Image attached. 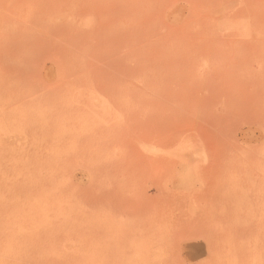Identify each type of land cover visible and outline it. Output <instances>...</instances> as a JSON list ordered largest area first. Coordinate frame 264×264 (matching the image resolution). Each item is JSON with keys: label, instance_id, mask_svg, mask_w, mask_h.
<instances>
[{"label": "rangeland", "instance_id": "374dc122", "mask_svg": "<svg viewBox=\"0 0 264 264\" xmlns=\"http://www.w3.org/2000/svg\"><path fill=\"white\" fill-rule=\"evenodd\" d=\"M96 1L0 0V264H264V0Z\"/></svg>", "mask_w": 264, "mask_h": 264}, {"label": "bare ground", "instance_id": "6f19581e", "mask_svg": "<svg viewBox=\"0 0 264 264\" xmlns=\"http://www.w3.org/2000/svg\"><path fill=\"white\" fill-rule=\"evenodd\" d=\"M62 1H63V0H62ZM73 1H74V0H73ZM75 1H76V0H75ZM91 1H92V0H91ZM98 1H99V0H97L96 2H98ZM103 1H104V0H103ZM41 2H42V1H41ZM54 2H55V1H54ZM196 2H197V1H196ZM69 3H70V1H69ZM73 3H74V2H73ZM76 3H77V2H76ZM85 3H86V2H85ZM91 3H92V2H91ZM103 3H104V2H103ZM31 4H32V3H31ZM65 4H66V3H65ZM71 4H72V3H71ZM89 4H90V3H89ZM94 4H96V3H94ZM98 4H99V3H97L96 5H98ZM129 4H130V3H129ZM26 5H27V4H26ZM86 5H87V4H86ZM96 5H94V6H96ZM99 5H101V4H99ZM9 6H10V5H9ZM59 6H60V5H59ZM59 6H58V7H59ZM91 6L93 7L92 4H91ZM104 6H105V5H104ZM104 6H103V7H104ZM110 6H111V5H110ZM128 6H129V5H128ZM26 7H27V6H26ZM37 7H38V6H37ZM40 7H42V6H40ZM49 7H50V6H49ZM103 7H102V8H103ZM125 7H126V5H125ZM71 8H72V7H71ZM88 8H89V7H88ZM90 8H91V7H90ZM90 8H89V9H90ZM111 8H112V7H111ZM128 8H129V7H128ZM21 9H22V8H21ZM47 9H48V6H47ZM123 9H124V8H123ZM17 10H18V9H17ZM54 10H55V9H54ZM68 10H69V9H68ZM87 10H88V9H87ZM102 10H103V9H102ZM45 11H46V10H45ZM100 11H101V10H100ZM129 11H130V10H129ZM29 12H30V11H29ZM53 12H54V11H53ZM92 12H93V11H92ZM109 12H110V11H108V13H109ZM115 12H116V11H115ZM123 12H124V11H123ZM172 12H173V11H172ZM25 13H26V12H25ZM38 13H39V12H38ZM42 13H43V12H42ZM47 13H48V12H47ZM55 13H56V11H55ZM117 13H122V12H117ZM126 13H127V12H126ZM21 14H22V13H21ZM73 14H74V13H73ZM73 14H71V15H73ZM88 14H91V13H88ZM106 14H107V13H106ZM114 14H115V13H114ZM14 15H15V14H14ZM29 15H31V14L29 13ZM39 15H40V14H39ZM51 15H52V14H51ZM91 15H92V14H91ZM107 15H108V14H107ZM107 15H106V16H107ZM45 16H46V15H45ZM68 16H69V15H68ZM99 16H100V15H99ZM116 16H119V14H117ZM116 16H115V18H116ZM120 16L122 17V15H120ZM120 16H119V18H121ZM18 17H19V16H18ZM31 17H32V16H31ZM38 17H39V16H38ZM45 18H46V17H45ZM94 18H97V17H94ZM113 18H114V16H113ZM115 18H114V19H115ZM10 19H12V18H10ZM23 19H24V18H23ZM114 19H113V20H114ZM122 19H123V18H122ZM122 19H119V20H122ZM119 20H118V21H119ZM123 20H124V19H123ZM2 21H3V19H2ZM91 21H92V20H91ZM116 21H117V19L115 20V22H116ZM33 22H34V19H33ZM68 22H69V20H68ZM92 22H93V21H92ZM125 22L127 23V21H125ZM36 23H37V22H36ZM42 23H43V22H42ZM47 23H48V22H47ZM128 23H129V22H128ZM98 24H99V23H98ZM98 24H97L96 26H98ZM111 24L114 25V23H111ZM117 24H118V23H117ZM129 24H130V23H129ZM88 25H91V23L88 24ZM92 25H94V24H92ZM113 25H112V26H113ZM23 26H24V25H23ZM25 26H26V25H25ZM70 26H71V25H70ZM107 26H109V28H110V23H109V24L107 23ZM112 26H111V27H112ZM114 26H115V25H114ZM118 26H120V25H118ZM118 26H117V27H118ZM38 27H39V26H38ZM46 27H47V26H46ZM48 27H49V26H48ZM101 27H103V26H101ZM104 27H105V29H106V26H104ZM64 28H65V27H64ZM68 28H69V27H68ZM72 28H73V27H72ZM74 28H75V27H74ZM96 28H97V27H96ZM120 28H121V27H120ZM123 28H125V26H124ZM48 29H50V28H48ZM66 29H67V28H66ZM91 29H92V28H91ZM105 29H104V30H105ZM125 29H127V30L129 29L128 25L126 26ZM125 29H124V30H125ZM24 30H26V29H24ZM99 30H100V29H99ZM99 30L97 29V31H99ZM101 30H102V28H101ZM104 30H103V31H104ZM107 30H110V31H111L112 29H107ZM118 30H119V28H118ZM103 31H102V32H103ZM112 31H113V30H112ZM114 31H115V30H114ZM30 32H31V31H30ZM21 33H22V32H21ZM35 33H36V32H35ZM104 33H105V32H104ZM104 33H103V34H104ZM99 34H100V32H99ZM115 35H116V34H115ZM115 37H116V36H115ZM124 37H125V36H124ZM35 38H36V37H35ZM22 39H23V38H22ZM25 39H26V38H25ZM109 39H110V38H109ZM58 40H59V39H58ZM112 40H113V39H112ZM123 40H124V39H123ZM125 40H126V39H125ZM72 41H73V40H72ZM67 42H68V41H67ZM70 42H71V41H70ZM123 42H124V41H123ZM127 42H128V40H127ZM77 43H78V42H77ZM107 43H108V42H107ZM111 43H112V42H111ZM111 43H110V44H111ZM125 43H126V42H125ZM108 44H109V43H108ZM127 44H128V43H127ZM66 45H67V44H66ZM60 47H61V46H60ZM91 48H92V47L90 46V50H91ZM110 48H111V47H110ZM73 49H74V48H73ZM69 53H70V51H69ZM81 54H82V53H81ZM81 54H80V55H81ZM74 55H75V54H74ZM74 55H72V56H74ZM78 55H79V54H78ZM80 55H79V56H80ZM125 55H126V54H125ZM125 55H124V56H125ZM65 56H66V55H65ZM72 56H71V58H72ZM81 56H82V55H81ZM62 57H63V56H62ZM77 57H78V56H77ZM77 57H74L73 59L77 60V59H76ZM63 58H64V57H63ZM78 60H79V58H78ZM80 60H82V59L80 58ZM80 60H79V61H80ZM146 60H147V58L145 59V61H146ZM72 61H73V60H72ZM149 61H151V59H150V60L148 59V61H146V62H144V61L142 60L141 62H143V65H144V64H146V63L149 62ZM152 61L154 62V61H156V60H152ZM152 61H151V64H150V65H147L148 67H149V66L152 67V66H155V65L157 64L156 62H154V63H156V64L152 65ZM67 62H68V61H67ZM76 62H78V61H74L73 63L77 64ZM81 62H82V61H81ZM80 64H81V63H80ZM80 64H79V67H82L81 65H83V64H81V65H80ZM148 64H149V63H148ZM77 65H78V64H77ZM141 65H142V63H141ZM143 65H142V68H143ZM73 66H74V65H73ZM73 66H72V67H73ZM85 66H86V65H85ZM126 66H127V65H126ZM147 66H146V65L144 66V67H146V69H145L146 71H147V69H148ZM79 67H78V68H79ZM129 69H130V68H129ZM77 70H78V69H77ZM92 70H93V69H92ZM155 70L158 71L157 69H155ZM94 71H96V69H94ZM127 71H128V70H127ZM146 71H145V72H146ZM75 72H76V70H75ZM143 72H144V69H143ZM145 72H144V73H141V75H142V74L145 75ZM94 73H96V72H94ZM146 73H147V76H149L150 78L153 79L152 81H154V80H157V81L160 80V79H156V78H157L156 76L158 75V77H159V75H160L159 72H156V73H155V72H153L152 70L149 71V69H148V71H147ZM158 73H159V74H158ZM76 74H77V73H76ZM87 74H88V73H86V75H87ZM92 75H93V74H92ZM145 76H146V75H145ZM93 77H96V76H93ZM87 78H88V77H87ZM144 78H145V77H144ZM145 79L147 80V82H149L147 78H145ZM98 80H99V78H98ZM109 80H110V79H109ZM146 80H144L143 82H145ZM88 81H89V80H88ZM114 81H116V80H114ZM77 82H78V81H77ZM94 82H96V81H94ZM94 82H93V83H94ZM117 82H118V81H117ZM75 83H76V82H75ZM93 83H92V84H93ZM83 84H84V83H83ZM87 84H88V82H87ZM107 84H108V82H107ZM107 84H105V85H107ZM110 84H111V83H110ZM148 84H149V83H148ZM157 84H158V83H157ZM111 85H112V84H111ZM76 86H77V85H75V87H76ZM78 86H80V85H78ZM93 86H94V85H93ZM144 86H146V85H144ZM150 86H151V85H150ZM153 86H155V85H153ZM86 87H87V86H86ZM106 87H107V86H106ZM108 87H109V85H108ZM122 87H123V86H122V83L119 82L118 84H116V88L123 89ZM146 87H147V86H146ZM60 88H61V87H60ZM94 88H95V86H94ZM94 88H93V89H94ZM116 88H115V89H116ZM65 89H66V88H65ZM91 89H92V87H91ZM103 89H104V88H103ZM150 89H152V88H150ZM71 90H72V89H71ZM78 90H80V89H78ZM124 90H125V89H124ZM61 91H62V90H61ZM149 91H150V90H149ZM62 92H63V91H62ZM116 92H117V91H116ZM144 92H146V91H144ZM117 93H118V92H117ZM127 93L129 94V92H127ZM78 94H79V93H78ZM113 94H114V93H113ZM118 94H119V93H118ZM132 94H133V93H132ZM132 94H130V95H132ZM134 94H135V93H134ZM139 94H140V92H139ZM141 94H142V93H141ZM141 94H140V95H141ZM54 95H55V94H54ZM70 95H71V94H70ZM124 95H125V94H124ZM135 95H136V94H135ZM151 95H152V94H151ZM151 95H149V96H151ZM57 96H58V95H57ZM119 96H120V95H119ZM137 96H138V94H137ZM83 97H84V96H83ZM127 97H128V96H127ZM56 98H58V97H56ZM56 98H55V99H56ZM60 98H61V97H60ZM62 98H65V97L62 96ZM134 98H135V97H134ZM67 99H69V97H68ZM132 99H133V98H132ZM135 99H136V98H135ZM122 100H123V99H122ZM136 100H137V99H136ZM34 101H35V100H34ZM87 101H88V100H87ZM111 101H112V103H113V100H111ZM127 101H128V100H127ZM48 102H49V101H48ZM52 102H53V101H52ZM61 102H62V101H61ZM61 102H59V103H61ZM116 102H117V101H116ZM120 102H121V101H120ZM64 103H65V102H64ZM76 103H77V102H76ZM122 103H123V102H122ZM24 104H25V103H24ZM48 104H49V103H48ZM57 104H58V103H57ZM120 104H121V103H120ZM31 105H32V104H31ZM67 105H68V104H67ZM32 106H33V105H32ZM62 107H63V106H62ZM70 107H71V106H70ZM116 107H117V106H116ZM27 108H28V107H27ZM54 108H55V107H54ZM63 108H64V107H63ZM34 109H35V108H34ZM58 109H59V108H58ZM77 109H78V108H77ZM31 110H32V109H31ZM72 110H73V108H72ZM39 111H40V110H39ZM61 111H62V110H61ZM31 112H32V111H31ZM37 112H38V111H37ZM59 112H60V111H59ZM126 112H127V110H126ZM75 113H76V112H75ZM36 114H37V113H36ZM38 114H39V113H38ZM62 115H63V114H62ZM63 116H64V115H63ZM115 116H116V115H115ZM37 117H38V116H37ZM56 117H57V116H56ZM79 117H80V116H79ZM104 117H105V115H104ZM30 118H31V117H30ZM101 118H102V117H101ZM67 119H68V118H67ZM76 119H77V118H76ZM107 119H108V117L106 118V120H107ZM112 119H113V118H112ZM39 120H40V119H39ZM55 120H56V119H55ZM60 120H61V118H60ZM104 120H105V119H104ZM75 121H76V120H75ZM109 121H110V120H109ZM109 121H108V122H109ZM72 122H73V121H72ZM98 123H99V122H98ZM117 124H118V123H117ZM59 125H60V124H59ZM104 126H106V125H104ZM40 127H41V126H40ZM71 127H72V126H71ZM76 128H77V127H76ZM118 128H119V127H118ZM114 129H115V128H114ZM121 129H122V128H121ZM119 132H121V131H119ZM122 132H123V131H122ZM67 136H68V135H67ZM82 136H83V135H82ZM126 136H127V135H126ZM41 137H42V136H41ZM56 137H57V136H56ZM117 137H118V136H117ZM57 140H58V139H57ZM88 141H89V140H88ZM88 143H89V142H88ZM262 147H263V145H262ZM58 149H59V148H58ZM260 149L262 150L261 147H260ZM260 149H259V150H260ZM52 150H53V149H52ZM91 150H92V149H91ZM58 151H59V150H58ZM98 151H99V149H98ZM51 152H52V151H51ZM59 152H60V151H59ZM107 152H108V151H107ZM34 153H35V152H34ZM100 153H101V152H100ZM53 154H54V153H53ZM101 154H102V153H101ZM261 154H262V153H261ZM263 154H264V152H263ZM89 155H90V154H89ZM98 155H99V153H98ZM31 156H32V155H31ZM86 156H87V155H86ZM94 156H96V155H94ZM27 157H29V156H27ZM97 157H98V156H97ZM107 157H108V156H107ZM107 157H106V158H107ZM99 158H100V157H99ZM107 159H108V158H107ZM99 160H100V159H99ZM99 160H98V161H99ZM27 161H28V160H27ZM58 161H59V160H58ZM259 161L261 162V160H259ZM262 161H263V160H262ZM32 162H34V161H32ZM87 162H88V161H87ZM256 162H258V161H256ZM260 162H258V163H260ZM12 163H13V162H12ZM250 163H251V162H250ZM258 163H256L257 166L259 165ZM261 163H262V162H261ZM263 163H264V162H263ZM263 163H262V164H263ZM256 164H255V167H256L257 169H258V167H261V168H259V169H261V170L264 171V169H263L264 167L262 168V166H261L262 164H260L258 167L256 166ZM13 165H14V164H13ZM32 165H33V164H32ZM230 165L232 166L231 163H230ZM230 165H228L227 167H229ZM235 165H236V164H235ZM250 165H251V164H250ZM263 165H264V164H263ZM53 166H54V165H53ZM231 166H230V168H231ZM236 166H237V165H236ZM238 166H239V164H238ZM252 166H254V165L252 164ZM27 167H29V165H27ZM27 167H26V168H27ZM38 167H39V166H38ZM42 167H43V166H42ZM44 167H45V166H44ZM51 167H52V166H51ZM240 167H241V164H240ZM242 168H243V167H242ZM246 168H247V167H246ZM36 169H37V168H36ZM233 169H235V167H234ZM237 169H238V168H237ZM244 169H245V167L243 168V170H244ZM249 169H253V170H254L255 168H251V167L249 166ZM257 169H256V170H257ZM19 170H20V169H19ZM225 170H226V169H225ZM230 170H231V169H229V171H227V170H226V171H227V172H230ZM30 171H31V170H30ZM37 171H38V170H36V172H37ZM251 171H252V170H251ZM232 172H233V171H232ZM240 172H241V171H240ZM240 172H238V176H239V174H241ZM245 172H246V171H245ZM245 172H244V173H245ZM247 172H248V171H247ZM253 172H254V171H253ZM258 172H260V171L258 170ZM23 173H24V172H23ZM29 173H30V172H29ZM33 173H34V172H33ZM33 173H32V174H33ZM234 173H237V170H236V172H234ZM234 173H232V174L234 175ZM244 173H242V174L244 175ZM262 173H264V172L261 171L260 174H262ZM21 174H22V173H21ZM224 174H225V172H224ZM230 175H231V172H230ZM246 175H247V173H246ZM263 175H264V174H263ZM263 175H262V176H263ZM31 176H32V175H31ZM33 176H34V175H33ZM226 177H227V176H226ZM231 177L233 178L232 175H231ZM243 177H244V176H243ZM245 177H246V176H245ZM249 177H250V176H249ZM228 178H229V177H228ZM234 178H235V177H234ZM234 178H233V179H234ZM238 178H242V175H241V177H238ZM243 179H244V178H243ZM247 179H248V178H247ZM247 179H246V180H247ZM252 179H253V178L251 177V179H250V180H251V183L253 182ZM223 180L225 181V178H224ZM227 180H228V179H227ZM227 180H226V182H227ZM248 180H249V179H248ZM257 180H258V179H257ZM220 181H221V180H220ZM228 181H229V180H228ZM234 181H235V180H234ZM236 181H237V180H236ZM241 181H242V180H241ZM244 181H245V179H244ZM226 182H225V183H226ZM239 182H240V181H239ZM245 182H247V181H245ZM118 183H119V182H118ZM253 183H254V182H253ZM230 184H232V182H231ZM235 184H236V182H235ZM239 184H243V183L241 182V183H239ZM239 184H238V185H239ZM246 184H249V188H251V187H250V186H251L250 183H246ZM223 185H224V184H223ZM238 185H235V186H237V188L239 189V186H238ZM232 186H233V185H232ZM252 186H253V185H252ZM219 187H221V186H219ZM219 187H218V188H219ZM223 187H224V186H223ZM226 187H227V186H226ZM241 187H244V186L242 185ZM254 187L256 188V187H259V186H258V185H255ZM224 188H225V187H224ZM224 188H223V189H224ZM228 188H231V185H230ZM249 188H248V189H249ZM255 188H254V190H257V188H256V189H255ZM260 188H262V187H259V189H260ZM219 189H221V188H219ZM231 189H233V190H232L233 192L231 191L230 193H231V194L233 193V194H232V196H233V195H234V187L231 188ZM238 189H236V190L238 191ZM259 189H258V190H259ZM229 190H230V189H229ZM229 190H228V191H229ZM251 190H252V189H251ZM258 190H257V191H258ZM221 191H223V190H221ZM228 191H227V192H228ZM237 191H236V192H237ZM248 191H249V190H248ZM252 191H253V190H252ZM252 191H250V192H252ZM257 191H253V192H257ZM216 192H217V191H216ZM223 192H224V191H223ZM227 192H226V193L224 192V193H225V194H228ZM236 192H235V194H236ZM241 192H242V188H241ZM241 192H240V193H241ZM260 192H261V191H260ZM221 193H222V192H221ZM238 193H239V192H238ZM243 193H244V192H243ZM243 193H242V194H243ZM245 193H246V192H245ZM213 194H214V193H213ZM217 194H218V193H217ZM242 194H240V196H241ZM253 194H254V193H253ZM253 194H252V195H253ZM8 195H9V193H8ZM222 195H223V193H222ZM247 195H249V192H247V193L245 194V196H246V197H249V199H251L252 196L250 197V196H247ZM260 195H261V194H260ZM0 196H1V195H0ZM219 196H220V195H219ZM237 196H238V195H237ZM245 196H244V197H245ZM7 197H8V196H7ZM7 197H6V200H7ZM230 197H231V196H230ZM230 197H228V200H229ZM233 197H236V196H233ZM233 197H232V198H233ZM244 197H243V198H244ZM246 197H245V198H246ZM9 198H10V197H9ZM14 198H15V197H14ZM217 198H218V197H217ZM219 198L222 199V196L219 197ZM226 199H227V198H226ZM233 199H234V198H233ZM237 199H239V198L237 197L236 200H237ZM249 199H248V200H249ZM259 199H260V196H259ZM8 200H9V199H8ZM10 200H12V199H10ZM14 200H15V199H14ZM16 200H17V199H16ZM16 200H15V201H16ZM223 200H224V199H223ZM223 200H222V202H223ZM236 200H235V201H236ZM241 200H242V198H241ZM244 200H245V199H244ZM252 200L255 201V199H252ZM260 200H262V199H260ZM32 201H33V200H32ZM230 201H231V200H230ZM230 201H228V202L230 203ZM242 201H243V200H242ZM242 201H239V202H241V204H242ZM246 201H247V198H246ZM6 202H10V201H6ZM220 202H221V200H220ZM226 202H227V201H226ZM243 202H245V201H243ZM233 203H234V202H233ZM245 203H246V202H245ZM249 203H251V202H249ZM7 204H8V203H7ZM7 204H6V205H7ZM24 204H25V203H24ZM31 204H32V203H31ZM211 204H212V203H211ZM224 204H226V203H224ZM235 204H236V202H235ZM235 204H234V205H235ZM239 204H240V203H239ZM241 204H240V205H241ZM242 205H244V204H242ZM245 205H246V204H245ZM252 205H253V203H252ZM252 205H251V206H252ZM10 206H11V205H10ZM12 206H13V205H12ZM12 206H11V207H12ZM29 206H30V205H29ZM211 206H212V205H211ZM229 206H230V205H229ZM229 206H227V207H229ZM235 206H237V205H235ZM238 206H239V205H238ZM259 206H260V205H259ZM263 206H264V205H263ZM11 207H10V208H11ZM221 207H223L222 204H221ZM231 207H232V206H231ZM233 207H234V206H233ZM209 208H210V207H209ZM212 208H213V207H212ZM238 208H239V207H238ZM243 208H245V207H243ZM246 208H248V206H246ZM251 208L253 209V207H251ZM11 209H12V208H11ZM14 209H15V208H14ZM19 209H20V208H19ZM226 209H227V208H226ZM226 209H225V210H226ZM236 209H237V208H236ZM241 209H242V208H241ZM252 209H251V210H252ZM32 210H33V208H32ZM231 210H232V209H231ZM234 210H235V209H234ZM234 210H233V211H234ZM254 210H255V208H254ZM11 211H12V210H11ZM22 211H23V210H22ZM107 211H108V209H107ZM207 211H208V210H207ZM211 211H212V210H211ZM222 211H223V210H222ZM243 211H245V210L243 209ZM247 211H248V210H247ZM247 211H246V212H247ZM23 212H24V211H23ZM23 212H22V214H23ZM248 212H249V211H248ZM251 212H252V211H251ZM253 212H254V211H253ZM101 213H102V212H101ZM103 213H104V211H103ZM105 213H106V212H105ZM152 213H153V212H152ZM207 213H208V212H207ZM227 213H229V212H227ZM233 213H234V212H233ZM9 214H10V213H9ZM16 214H17V213H16ZM83 214H84V213H83ZM107 214H108V213H107ZM209 214H210V212H209ZM211 214H212V213H211ZM229 214H230V213H229ZM235 214H236V211H235ZM244 214H245V213H243V215H244ZM145 215H146V213H145ZM150 215H151V214H150ZM227 215H228V214H227ZM237 215H238V213H237ZM240 215H241V214H240ZM0 216H1V215H0ZM11 216H12V214H11ZM15 216H16V215H15ZM82 216H84V215H82ZM82 216H80V217H82ZM97 216H98V215H97ZM147 216H148V215H147ZM229 216H230V215H229ZM229 216H228V218H229ZM9 217H10V216H9ZM12 217H13V216H12ZM98 217H99V216H98ZM104 217H105V215H104ZM219 217H220V216H219ZM226 217H227V216H226ZM232 217H233V215L230 216V218H232ZM258 217H259V216H258ZM258 217H256V218L258 219ZM261 217H262V216H261ZM16 218H17V217H16ZM87 218H88V217H87ZM96 218H97V217H96ZM230 218L228 219V220H229L228 222L231 221ZM235 218H236V217H234V219H235ZM10 219H12V218H10ZM88 219H89V218H88ZM100 219H101V218H100ZM100 219H99V220H100ZM110 219H111V217H110ZM110 219H109V220H110ZM147 219H148V218H147ZM152 219H154V217H153ZM209 219H210V218H209ZM224 219H225V217H224ZM234 219H232V221H233ZM260 219H262V218H260ZM2 220H3V219H2ZM4 220H5V219H4ZM12 220H13V219H12ZM22 220H23V218H22ZM31 220H32V219H31ZM99 220H98V221H99ZM105 220H106V219H105ZM107 220H108V219H107ZM92 221H93V220H92ZM153 221H155V220H153ZM153 221H152V222H153ZM219 221H221V220H218V222H219ZM232 221H231V222H232ZM87 222H88V221H87ZM100 222H101V221H100ZM158 222H159V221H158ZM225 222H227V220H225ZM228 222H227V224H228ZM231 222H230V223H231ZM248 222H249V221H248ZM16 223H17V222H16ZM37 223H38V222H37ZM141 223H142V222H141ZM144 223H145V222H144ZM144 223H143V224H144ZM154 223H155V222H154ZM159 223H160V222H159ZM263 223H264V222H263ZM31 224H33V223L31 222ZM40 224H41V223H40ZM227 224H226V226H227ZM260 224L262 225V223H259V224H257V225H260ZM8 225H9V224H8ZM11 225H12V224H11ZM16 225H17V224H16ZM18 225H19V224H18ZM217 225H218V224H217ZM220 225H222V224H220ZM261 225H260V227H261ZM29 226H30V225H29ZM40 226H41V225H40ZM49 226H50V225H49ZM117 226H118V224H117ZM117 226H115V227H117ZM140 226H141V225H140ZM249 226H250V224H249ZM7 227H8V226H7ZM14 227H15V226H14ZM44 227H45V226H44ZM151 227H152V226H151ZM154 227H155V226H154ZM222 227H223V226H222ZM263 227H264V226H263ZM33 228H34V227H33ZM46 228H47V227H46ZM56 228H57V227H56ZM117 228H118V227H117ZM126 228H127V227H126ZM146 228H147V227H146ZM235 228H236V227H235ZM245 228H246V227H245ZM36 229H37V228H36ZM248 229H249V228H248ZM260 229H261V228H260ZM260 229H258V230L260 231ZM47 230H48V229H47ZM235 230H237V229H235ZM253 230H254V228H253ZM262 230H263V229H261V232H262V234H263V231H262ZM32 231H33V230H32ZM56 231H57V230H56ZM111 231H112V230H111ZM50 232H51V231H50ZM113 232H114V231H113ZM45 233H46V232H45ZM119 233H120V232H119ZM238 233H239V232H238ZM244 233H245V232H244ZM254 233H256V232H254ZM254 233H253V235H251L252 233H250L249 235H251V237H252V236L255 235ZM12 234H13V233H12ZM16 234H17V233H16ZM18 234H19V232H18ZM49 234H50V233H49ZM14 235H15V234H14ZM143 235L146 236V234H143ZM214 235H215V234H214ZM237 235H238V234H237ZM237 235H236V236H237ZM242 235H243V234H242ZM263 235H264V234H263ZM255 236H256V235H255ZM140 237H141V236H140ZM142 237H143V236H142ZM155 237H156V236H155ZM233 237H234V236H233ZM243 237H244V236H243ZM249 237H250V236H249ZM51 238H52V237H51ZM137 238H138V237H137ZM209 238H210V237H209ZM230 238H231V237H230ZM122 239H123V238H122ZM248 239H249V238H248ZM253 239H254V238H253ZM255 239H256V237H255ZM135 240H136V239H135ZM145 240H146V239H145ZM145 240H144V241H145ZM148 240H149V238H148ZM209 240H211V238H210ZM51 241H53V240H51ZM137 241H138V240H137ZM223 241H224V240H223ZM226 241H227V240H226ZM256 241H257V240H256ZM54 242H55V241H54ZM145 242H146V241H145ZM148 242L150 243V241H148ZM27 243H28V242H27ZM52 243H53V242H52ZM210 243H212V242H210ZM240 243H241V242H240ZM249 243H251V240L249 241ZM252 243H253V241H252ZM257 243H258V242H257ZM260 243H261V242H260ZM260 243H258L257 245H259ZM263 243H264V239H263ZM10 244H11V243H10ZM23 244H24V243H23ZM37 244H38V243H37ZM37 244H35V245H37ZM212 244H213V243H212ZM212 244H211V245H212ZM227 244H228V242H227ZM131 245H132V244H131ZM141 245H142V244H141ZM143 245H144V244H143ZM257 245H256V247H257ZM215 246H216V245H215ZM237 246H238V245H237ZM261 246H262V245H261ZM0 247H1V246H0ZM2 247H3V246H2ZM21 247H22V246H21ZM34 247H35V246H34ZM134 247H135V246H134ZM155 247H156V246H155ZM240 247H241V245H240ZM240 247H239V248H240ZM245 247H246V246H245ZM263 247H264V246H262V248H263ZM4 248H5V247H4ZM6 248H7V246H6ZM6 248H5V249H6ZM10 248H12V247H10ZM22 248H23V247H22ZM25 248H26V247H25ZM36 248H37V246H36ZM36 248H35V249H36ZM92 248H93V247H92ZM257 248H258V247H257ZM42 249H43V248H42ZM128 249H129V248H128ZM133 249H134V248H133ZM246 249H248V248H246ZM249 249H250V247H249ZM15 250H16V249H15ZM19 250H21V249H19ZM27 250H28V249H27ZM77 250H78V249H77ZM148 250H149V249H148ZM213 250H214V249H213ZM0 251H1V250H0ZM36 251H37V250H36ZM39 251H40V250H39ZM233 251H234V250H233ZM25 252H26V251H25ZM26 253H27V252H26ZM26 253H25V254H26ZM211 253H212V252H211ZM213 253H214V252H213ZM232 253H233V252H232ZM224 254H225V253H224ZM229 255H230V254H229ZM221 256H222V255H221ZM221 256H220V257H221ZM235 256H236V255H235ZM14 257H15V256H14ZM16 257H17V256H16ZM231 257H232V254H231ZM3 258H4V257H3ZM18 260H19V259H18ZM239 261H240V260H239ZM5 262H6V261H5ZM20 262H21V261H20ZM22 262H23V261H22ZM152 262H153V261H152ZM221 262H222V261H221ZM223 262H224V261H223ZM17 263H18V262H17ZM240 263H241V262H239V263H237V264H240ZM223 264H224V263H223ZM225 264H226V262H225Z\"/></svg>", "mask_w": 264, "mask_h": 264}]
</instances>
